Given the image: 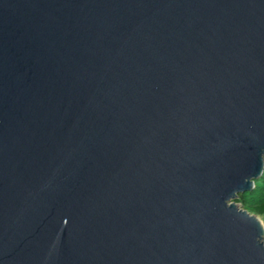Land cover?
<instances>
[{"label":"water","instance_id":"obj_1","mask_svg":"<svg viewBox=\"0 0 264 264\" xmlns=\"http://www.w3.org/2000/svg\"><path fill=\"white\" fill-rule=\"evenodd\" d=\"M264 0H0V264H264Z\"/></svg>","mask_w":264,"mask_h":264},{"label":"trees","instance_id":"obj_2","mask_svg":"<svg viewBox=\"0 0 264 264\" xmlns=\"http://www.w3.org/2000/svg\"><path fill=\"white\" fill-rule=\"evenodd\" d=\"M235 202L259 217L264 224V168L261 175L254 180L252 189L238 194Z\"/></svg>","mask_w":264,"mask_h":264},{"label":"rangeland","instance_id":"obj_3","mask_svg":"<svg viewBox=\"0 0 264 264\" xmlns=\"http://www.w3.org/2000/svg\"><path fill=\"white\" fill-rule=\"evenodd\" d=\"M237 205H240L239 203H237ZM259 218V217H258Z\"/></svg>","mask_w":264,"mask_h":264}]
</instances>
